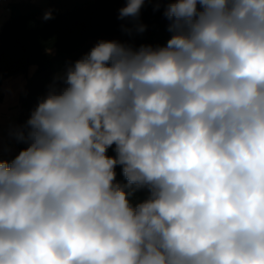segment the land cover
<instances>
[{"label": "clouds", "instance_id": "1", "mask_svg": "<svg viewBox=\"0 0 264 264\" xmlns=\"http://www.w3.org/2000/svg\"><path fill=\"white\" fill-rule=\"evenodd\" d=\"M146 3L0 128V264H264V0Z\"/></svg>", "mask_w": 264, "mask_h": 264}, {"label": "trees", "instance_id": "2", "mask_svg": "<svg viewBox=\"0 0 264 264\" xmlns=\"http://www.w3.org/2000/svg\"><path fill=\"white\" fill-rule=\"evenodd\" d=\"M46 1L44 9L35 0H15L9 17L0 25V88L7 77L19 73L27 75L29 67L36 66L21 95L18 125L27 120L66 62L78 59L98 40L132 42L136 46L142 43L163 45L170 35L162 8L154 12L152 4L146 3L141 10L146 32L129 37L121 27L130 26L129 22L118 19L124 0ZM47 11H51L53 18L45 21L42 17ZM17 146L19 150L24 145ZM109 154H113L111 150ZM117 173V179L123 182L119 168ZM139 195L143 197L146 193Z\"/></svg>", "mask_w": 264, "mask_h": 264}, {"label": "crops", "instance_id": "3", "mask_svg": "<svg viewBox=\"0 0 264 264\" xmlns=\"http://www.w3.org/2000/svg\"><path fill=\"white\" fill-rule=\"evenodd\" d=\"M5 12L6 11H4V12H2L0 14V17L4 16V19L0 22V25L9 17V14L5 15ZM35 69H36V66L32 65V66L29 67L27 75L23 74V73H19V74H15V75H12V76L7 77L6 79H4L0 89L6 90L7 95L8 94L10 95L9 98L6 96L7 98L5 100V103H8V101L11 98H16L17 100H20L19 98H20V96L22 95V93H23V91L25 89L28 77L33 74ZM13 103H14V101H12V105H14ZM19 112H20V109H19ZM15 113H17V114L15 115ZM12 115H15L14 120L16 121V118L18 116V112H17L16 107H15V110L13 111ZM12 115H11V118L14 117ZM2 134H3V148H4V152H7V147L10 145L11 148H12L14 142L13 143L9 142V131H8V129L2 131ZM12 155H14V154H12Z\"/></svg>", "mask_w": 264, "mask_h": 264}, {"label": "rangeland", "instance_id": "4", "mask_svg": "<svg viewBox=\"0 0 264 264\" xmlns=\"http://www.w3.org/2000/svg\"><path fill=\"white\" fill-rule=\"evenodd\" d=\"M35 1H36V3H38L39 5H41L45 9V7L47 5L46 0H35ZM7 14H9V12H5V15H7ZM3 19H4V16L0 17V22ZM6 96L9 98L10 95L9 94L7 95L6 90L0 89V128H2V131L6 130V129H8V131H9L10 124L11 125H18L17 120H18L19 109H20V104H19L20 100H17L16 98H11L8 101V103H5V100L7 98ZM19 99H21V96ZM12 101H14V103H13L14 105H12ZM15 107H16L17 112H18V116L16 118V121L14 120V118H15V115L17 113H15V115H12L13 111L15 110ZM11 115L14 117L11 118ZM10 148H11V146L9 145L7 147V152H3L4 156H12V154H15L16 151H18L17 144H15V143L13 144L11 151H9Z\"/></svg>", "mask_w": 264, "mask_h": 264}, {"label": "built area", "instance_id": "5", "mask_svg": "<svg viewBox=\"0 0 264 264\" xmlns=\"http://www.w3.org/2000/svg\"><path fill=\"white\" fill-rule=\"evenodd\" d=\"M15 0H0V14L4 11L9 12L11 9L12 2Z\"/></svg>", "mask_w": 264, "mask_h": 264}]
</instances>
